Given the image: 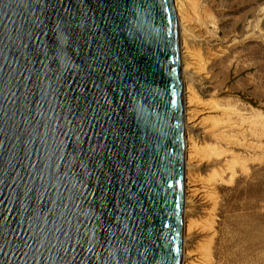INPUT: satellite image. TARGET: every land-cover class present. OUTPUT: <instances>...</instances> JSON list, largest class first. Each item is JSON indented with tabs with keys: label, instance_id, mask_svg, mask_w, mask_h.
<instances>
[{
	"label": "water",
	"instance_id": "95a60500",
	"mask_svg": "<svg viewBox=\"0 0 264 264\" xmlns=\"http://www.w3.org/2000/svg\"><path fill=\"white\" fill-rule=\"evenodd\" d=\"M171 0H0V264H179Z\"/></svg>",
	"mask_w": 264,
	"mask_h": 264
},
{
	"label": "rangeland",
	"instance_id": "374dc122",
	"mask_svg": "<svg viewBox=\"0 0 264 264\" xmlns=\"http://www.w3.org/2000/svg\"><path fill=\"white\" fill-rule=\"evenodd\" d=\"M197 1L210 35L223 42L206 80L194 83L199 102L217 110L207 124L223 126L217 144L203 153L224 158L214 171L211 262L264 264V0ZM196 224L206 225L201 216Z\"/></svg>",
	"mask_w": 264,
	"mask_h": 264
},
{
	"label": "bare ground",
	"instance_id": "6f19581e",
	"mask_svg": "<svg viewBox=\"0 0 264 264\" xmlns=\"http://www.w3.org/2000/svg\"><path fill=\"white\" fill-rule=\"evenodd\" d=\"M171 4L177 30L182 89L183 181L179 264H213L210 246L215 234L217 199L214 171L222 165L224 158L216 152L213 157L203 153L212 144H217L223 126L207 124L210 114L217 110L199 102L194 83L207 78L212 62L223 54L218 52L223 42L210 35L205 10L197 0H171ZM201 172L211 174L212 179L207 175L205 180L202 179ZM228 176L232 177L231 174ZM198 216H201L202 223H206L200 229L196 224Z\"/></svg>",
	"mask_w": 264,
	"mask_h": 264
}]
</instances>
